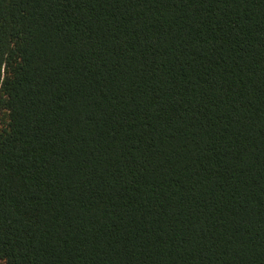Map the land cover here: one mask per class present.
Here are the masks:
<instances>
[{
	"label": "trees",
	"instance_id": "trees-1",
	"mask_svg": "<svg viewBox=\"0 0 264 264\" xmlns=\"http://www.w3.org/2000/svg\"><path fill=\"white\" fill-rule=\"evenodd\" d=\"M0 264H264V0H0Z\"/></svg>",
	"mask_w": 264,
	"mask_h": 264
}]
</instances>
